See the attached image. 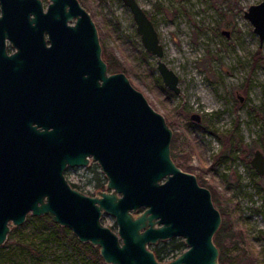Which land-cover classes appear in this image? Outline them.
I'll return each mask as SVG.
<instances>
[{
    "label": "water",
    "instance_id": "water-1",
    "mask_svg": "<svg viewBox=\"0 0 264 264\" xmlns=\"http://www.w3.org/2000/svg\"><path fill=\"white\" fill-rule=\"evenodd\" d=\"M49 1L45 9L42 0H0V76L47 80L43 129L0 126V246L30 213L48 215L99 247L106 264H220L214 236L222 214L211 190L174 160L165 116L124 72L109 71L97 25L79 0ZM123 1L146 51L158 57L165 85L178 93L153 19L138 0ZM245 16L264 42V0ZM8 39L16 49L11 55ZM36 41L50 42L47 53L35 51ZM191 119L201 121L196 114ZM92 161L107 179V190L94 195L66 176ZM251 164L264 174L262 150ZM106 215L116 229L103 222ZM176 236L187 248L159 261L150 245Z\"/></svg>",
    "mask_w": 264,
    "mask_h": 264
},
{
    "label": "rangeland",
    "instance_id": "rangeland-1",
    "mask_svg": "<svg viewBox=\"0 0 264 264\" xmlns=\"http://www.w3.org/2000/svg\"><path fill=\"white\" fill-rule=\"evenodd\" d=\"M138 1L158 29L162 60L178 76V93L165 85L158 57L146 51L123 0H80L97 25L103 50L112 52L124 67L120 72L172 127L174 160L188 158L182 169L196 174L227 214L219 229L224 225L236 233L231 253L244 254L246 264H264V174L251 164L257 149L264 153V42L245 16L262 0ZM66 176L85 193L107 190L97 162L70 168ZM103 222L117 227L113 216ZM60 227L29 213L0 246V264H106L73 239L71 229L64 227L70 231L64 233Z\"/></svg>",
    "mask_w": 264,
    "mask_h": 264
},
{
    "label": "flooded vegetation",
    "instance_id": "flooded-vegetation-1",
    "mask_svg": "<svg viewBox=\"0 0 264 264\" xmlns=\"http://www.w3.org/2000/svg\"><path fill=\"white\" fill-rule=\"evenodd\" d=\"M42 3L44 8L47 9L50 1L42 0ZM1 13L0 4V15ZM45 44L48 47L50 42L36 41L33 44L36 47L35 51L41 54L47 53V49L45 50L43 47ZM5 45L8 55L16 51L9 39L5 41ZM46 90L47 80L38 75L23 77L0 76V126H32L43 129L45 123L41 120L43 115L42 96ZM180 243H184V248L175 247L176 244ZM150 246L156 258L162 262L171 260L187 248L184 238L181 236L159 240L156 244Z\"/></svg>",
    "mask_w": 264,
    "mask_h": 264
},
{
    "label": "trees",
    "instance_id": "trees-1",
    "mask_svg": "<svg viewBox=\"0 0 264 264\" xmlns=\"http://www.w3.org/2000/svg\"><path fill=\"white\" fill-rule=\"evenodd\" d=\"M151 17V16H150ZM103 55L106 59H108V69L112 72H120L123 70V65L118 62L115 57L113 56L112 52L108 51L107 49L103 50ZM198 127H201L200 125H197ZM175 141V140H174ZM177 164L182 167V168H188L187 163H188V158L186 156H180V160L176 161ZM99 182L101 181L98 179ZM104 179H102L103 181ZM74 187L80 188L78 185L72 183ZM215 201L219 202L217 196L215 195ZM223 215H227L224 211L222 212ZM44 220L48 222H52V219L48 215H44ZM227 218H224V224L227 222ZM225 226L222 225V227L216 232L214 236V241L216 245L218 246L220 250V256H219V261L220 264H246L244 263V254L242 255H233L231 252L233 248H235V245L237 243V236L236 233L232 229H225ZM60 229L64 233H70V231L67 228L60 227ZM71 237L75 240L78 238L73 234H71ZM77 238V239H76ZM78 241V240H77ZM85 246L89 249H93L92 255L101 261L102 257L100 256L99 253V248H93L90 243L85 242ZM184 243L176 244V248H184L183 247Z\"/></svg>",
    "mask_w": 264,
    "mask_h": 264
},
{
    "label": "bare ground",
    "instance_id": "bare-ground-1",
    "mask_svg": "<svg viewBox=\"0 0 264 264\" xmlns=\"http://www.w3.org/2000/svg\"><path fill=\"white\" fill-rule=\"evenodd\" d=\"M204 100V99H203Z\"/></svg>",
    "mask_w": 264,
    "mask_h": 264
}]
</instances>
